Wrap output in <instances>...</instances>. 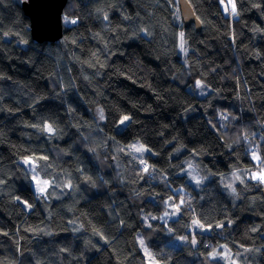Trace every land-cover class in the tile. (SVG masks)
Wrapping results in <instances>:
<instances>
[{"label":"clouds","instance_id":"9594fccd","mask_svg":"<svg viewBox=\"0 0 264 264\" xmlns=\"http://www.w3.org/2000/svg\"><path fill=\"white\" fill-rule=\"evenodd\" d=\"M61 4L0 0V264H264V0Z\"/></svg>","mask_w":264,"mask_h":264},{"label":"water","instance_id":"95a60500","mask_svg":"<svg viewBox=\"0 0 264 264\" xmlns=\"http://www.w3.org/2000/svg\"><path fill=\"white\" fill-rule=\"evenodd\" d=\"M62 0H32L27 9L35 28L37 39H55L59 36V11Z\"/></svg>","mask_w":264,"mask_h":264},{"label":"trees","instance_id":"16d2710c","mask_svg":"<svg viewBox=\"0 0 264 264\" xmlns=\"http://www.w3.org/2000/svg\"><path fill=\"white\" fill-rule=\"evenodd\" d=\"M5 63H7V62H5ZM13 65H15L16 63H17V61H12L11 62ZM21 67H23V65H21ZM16 71V68L15 67H13L11 70H10V74H11V72H15ZM21 75H23V73H21ZM36 75H39V73L37 72V73H34L33 74V76L35 77ZM46 79V78H45ZM45 81L44 80H42L41 81V83H44ZM261 82L262 83H264V78H262L261 79ZM140 91H145L144 89H140ZM149 95H151V93H149ZM158 103H160V101H158V100H153L152 101V104L153 105H155V104H158ZM197 107H199V105H197ZM141 116H144V115H146V113H141L140 114ZM0 218H3V219H5V220H7V217H4L2 214H0ZM9 223H10V221H9ZM13 227H15V225H12Z\"/></svg>","mask_w":264,"mask_h":264}]
</instances>
